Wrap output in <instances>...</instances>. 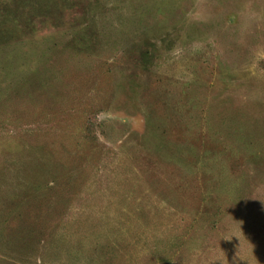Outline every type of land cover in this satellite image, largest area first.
<instances>
[{"label": "rangeland", "instance_id": "374dc122", "mask_svg": "<svg viewBox=\"0 0 264 264\" xmlns=\"http://www.w3.org/2000/svg\"><path fill=\"white\" fill-rule=\"evenodd\" d=\"M0 264H264V0H0Z\"/></svg>", "mask_w": 264, "mask_h": 264}]
</instances>
